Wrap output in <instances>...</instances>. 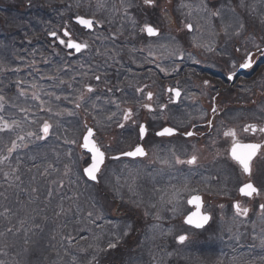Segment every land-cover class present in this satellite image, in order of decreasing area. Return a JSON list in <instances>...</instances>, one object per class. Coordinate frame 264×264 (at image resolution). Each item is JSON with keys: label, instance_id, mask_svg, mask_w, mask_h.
Listing matches in <instances>:
<instances>
[{"label": "flooded vegetation", "instance_id": "flooded-vegetation-1", "mask_svg": "<svg viewBox=\"0 0 264 264\" xmlns=\"http://www.w3.org/2000/svg\"><path fill=\"white\" fill-rule=\"evenodd\" d=\"M121 2L65 0L52 11V30L42 39V67L53 66L56 72L54 93L68 99L72 119L83 127L68 136L55 119L63 101L49 99L43 88L44 121L55 119L56 139L76 141L71 148L78 162L74 183L86 184L89 209L101 215L100 222L114 231L138 234L136 241L112 242L121 252L129 249L128 261L139 259L138 253L147 250L149 264H264V218L259 208L264 203V149L253 159L252 175L248 176L231 160L232 137L224 135L231 130L241 144L264 145V133L244 130L253 124L264 127V53L254 46L264 49V25L260 23L264 0H248L244 7H239L238 0H204L209 12L198 8L201 0H155L152 6L131 0L127 15ZM215 9L223 10V22L210 15ZM239 9L247 10L248 18L240 20ZM45 14L43 9L41 15ZM78 15L97 22L92 29L82 28L75 23ZM234 17L246 25L239 37L232 35L231 29L228 34L224 30V23ZM144 24L155 27L158 35L142 32ZM65 28L77 42L86 41L89 47L77 53L60 44L59 39H68L63 35ZM53 31L56 37L49 38ZM245 52H250L253 60L247 69L240 67ZM95 75L101 76L99 82ZM85 84L96 91L85 93L86 101L76 108L75 98ZM170 88L178 89L180 96L175 97ZM148 92L153 93L151 101L146 99ZM145 104H151L152 110L143 107ZM49 107L52 110L47 112ZM124 109L132 110V119L123 120ZM113 112L117 115L108 119ZM140 124L147 130L143 139L139 137ZM89 127L105 152L95 182L83 175L92 162L91 154L81 148ZM165 127L173 128L174 134L158 136ZM187 132L193 135L187 136ZM138 144L145 156L122 155ZM193 154L197 156L195 165L176 163L177 157L187 160ZM247 182L258 186L260 194L241 195L239 188ZM194 196L201 198L200 213L210 217L199 229L185 223L186 217L197 211L196 205L189 203ZM237 202L249 208L247 216L235 214L232 205ZM179 235L188 239L179 243Z\"/></svg>", "mask_w": 264, "mask_h": 264}, {"label": "trees", "instance_id": "trees-1", "mask_svg": "<svg viewBox=\"0 0 264 264\" xmlns=\"http://www.w3.org/2000/svg\"><path fill=\"white\" fill-rule=\"evenodd\" d=\"M62 2H65V0H0V41L8 43L6 48L9 46L10 51L13 50L15 46L18 48V50L21 49L20 58L23 60L26 59L30 61L32 60V56H39L40 50H42V39L43 37L46 38L47 33L52 30L51 27L53 26V22L55 20V13H52V11L56 10ZM43 9L46 10L45 16L41 15V11ZM29 16H32V19H29ZM28 35H33V38L29 37ZM18 38H20L22 41L21 46H18ZM11 57L12 56L0 51V66H3L2 69L0 68L1 93L9 94L11 91H13L15 94L17 86L20 83L24 85L26 78H29L32 84L40 85L43 83L44 79L43 77H40V74L42 73H44L48 79H55L56 72L53 66L48 67L45 71H43V68H40L37 74H35L32 70H25L21 72H16L15 70L13 71L10 69V67H13L14 65H12V63H14L12 60L14 57ZM52 59H54V55H52ZM50 64L52 65L51 61ZM47 85L48 87H54L55 82L48 81ZM48 149L46 148L45 150ZM26 158L27 157L21 158L20 161L22 163L18 170V174L20 175L21 179L17 181L20 183L15 182L12 187H9L4 182L3 176L0 175V192L4 193V196H0V211L3 210L4 206H7L10 209V215L8 219L0 218V231L6 230L7 227L3 226V224L6 225L11 217L17 218V221L13 226L14 229L21 227V220L25 221L23 228H21L20 232H16V235L13 236L12 233L8 234L5 232V236L0 237V262L4 264L6 261L10 263L12 260H16V263L12 262L10 264H34L26 257V255L29 249L39 242L41 247L44 249V253L41 254L43 260L38 264H58L52 260L62 252L68 258V261L63 264H88V260L92 257H95V260L92 258L93 264L130 263V261L124 263V260L117 259V256L122 254L119 248L110 249L108 251V243L110 240L106 241L107 239L104 234L111 232L113 235L111 241H136L138 234L131 230L128 237H125V232H122V230L117 229L114 231L111 229V227L108 228L106 223L104 225L97 220L93 221L91 219L94 229L104 225L102 228L103 230L101 233H89L88 235V237L90 236L94 242L95 246H92V244L90 247L84 248L82 245V242L86 240L84 236L80 238L76 237L74 239L62 238L63 241L69 240L73 241V243L81 242L76 246L66 247L60 245L56 242L57 236L55 237L51 234V232L54 233L53 230H49L46 233L44 239L41 238L43 230L45 229L44 225L51 226L52 221L48 219V221L45 222L46 220L43 218L40 224L34 225V223H38L41 219V217L38 215L37 201H35L34 195L31 193L25 195V189L22 190L18 188V186L24 185L25 187H28L29 192L32 188H36L38 191L36 194L37 198L42 199L41 203H44L49 207L53 206L50 205L51 203H55L57 201L56 199L58 194H55L54 198H51L49 201H44V195L47 193L49 187L48 183L42 176V170L38 162H30ZM0 167H3V170L5 171L7 166L4 165ZM60 176L61 174L59 173V177ZM16 189L20 190L19 194ZM5 196L7 199H5ZM71 201L74 202L73 198ZM25 210L26 212L24 213ZM48 215V213H45L44 217L47 218ZM69 219L73 221V218L71 219V217H69ZM28 224L31 225V228L27 231V239L29 240V244L25 245L23 244V240L25 239V227ZM32 236L35 239H33ZM18 251H20V253L23 255L21 259H18ZM133 263L134 262H132V264Z\"/></svg>", "mask_w": 264, "mask_h": 264}, {"label": "rangeland", "instance_id": "rangeland-1", "mask_svg": "<svg viewBox=\"0 0 264 264\" xmlns=\"http://www.w3.org/2000/svg\"><path fill=\"white\" fill-rule=\"evenodd\" d=\"M87 1H100V0H87ZM240 3V0H238ZM248 0H244V4L247 3ZM248 12L247 10L239 9V19H246L248 18ZM29 19H32V16L28 17ZM33 21V20H32ZM27 34V33H25ZM29 37L33 38V35H28ZM36 38V37H34ZM39 38V37H37ZM18 46L22 45V41L20 38H18ZM8 43L0 41V51L6 53L7 55H10L14 57L12 60L14 63H12L13 67H10L13 71L21 72L25 70H32L35 74L39 72V69L41 68V65H43V61H41V55L39 56H32V60H23L20 58V50L14 47L13 50L10 51L9 46L6 48ZM11 57V58H12ZM3 66H0L2 69ZM40 77H43V83L40 85L32 84L31 80L29 78L25 79V84L22 85L21 83L17 86V89L15 91V94L13 91H11L9 94H4L0 92V96H3L5 98V101L3 102V107L0 108V117H3L4 119L11 122V120L15 119L18 121H23V132H21L19 129L16 131H9V132H0V149H3L4 144L7 143L10 139H14L16 134H23L26 131H33L38 132L40 127L42 126V123L44 122V116L42 115L41 109H43V88H46V90L49 92L47 95L49 96V99L55 101L56 97L58 96L54 92H50V89H53V87H48V85L44 82L53 81L51 79H48L45 75L40 74ZM23 82V81H21ZM33 85H36V87H33ZM21 91H23L25 94L20 95ZM34 94L39 97L34 98ZM43 96V97H42ZM60 99H57L58 101H63V105L58 107L59 113L56 115V120L59 121V124L61 125V129L67 130L68 136L69 135H75L79 133L83 129L81 125H79V122L74 121L73 114L69 115L68 113H73V109L71 106H68L66 104H69L68 99L65 96H58ZM45 106V105H44ZM54 107V106H51ZM49 107L47 109V112H50L52 108ZM21 109H25V111H21ZM52 114V113H51ZM54 116V114H52ZM51 117L49 122L52 125V129L50 130V135L44 139L43 141L46 142L44 144V147L41 145L42 140H37L35 137L31 139V141L27 144V147H21L17 149L8 159L5 166L6 170L8 171V165H11L14 168L21 167V158H25L30 162H38L41 170H42V176L48 183V191L51 190L52 195L48 196V191L44 195V201H49L51 198H54L55 194H58L57 201L55 203H51L50 205H53L52 207H49L45 205L44 203H41L42 199L37 198V192H30L28 191V187H25L24 185H19L18 188L25 189L24 194L28 195V193H31L34 195L35 201L38 204V215L41 217L40 221L38 223H34V225H38L42 222V219L46 220L45 222L50 219L52 221L51 226H45L41 238L44 239L46 233L49 230H53L54 233L51 232L53 236H57L56 242L60 245L66 246V247H72L80 244L81 242L73 243V241L65 240L63 241L62 238H68L74 239L76 237H82L86 238L82 242V245L84 248L95 246L94 242L88 237L89 233L92 234H98L101 233L103 230V226L101 225L97 227V229H94L92 225V218L89 220L87 218V210H89V204H88V195H87V186L85 183H80L79 185L74 183L72 178L76 174L77 170V159L72 156L71 160L67 157L66 153L71 150L72 144H66L65 140H72L70 137H59V139H56V126L53 122L55 120ZM59 141V142H58ZM59 144V145H58ZM53 147H57V149H54ZM48 150H45V149ZM61 150H64L61 152ZM3 154H7L6 151ZM64 158L66 163L61 165L62 160ZM51 164V168H47V166ZM65 165H68L71 171L68 173V175H65ZM4 166V165H3ZM59 166V167H58ZM45 169L47 171L45 172ZM61 171V176L59 177V173ZM62 177V178H61ZM64 178V179H63ZM17 182V181H16ZM71 182V183H70ZM20 183V182H17ZM5 185V184H3ZM2 185V186H3ZM7 185V184H6ZM135 187V186H134ZM133 191V187H131ZM18 194L20 193L19 189H16ZM36 195V196H35ZM43 195V194H42ZM73 198L74 202L71 201ZM63 209V211H61ZM85 209V210H84ZM26 210L24 211V213ZM51 212V216H50ZM57 212H60L61 214L59 216L56 215ZM45 213H48L49 215L47 218L44 217ZM50 216V217H49ZM73 218V221L69 219ZM93 217L100 222L101 215L100 214H94ZM70 220V221H67ZM17 221L16 217H11L10 220L6 225L3 224V226L6 227H13ZM103 224V221L101 222ZM31 228V225H27L25 227V230H29ZM100 231V232H97ZM12 235H16V231H13ZM106 236V241H109L112 243L114 241H111L113 235L112 233L108 232L104 234ZM125 237H128V233ZM33 239H35L32 236ZM138 240V238H137ZM38 241V240H37ZM123 241H130V240H123ZM109 242V243H110ZM108 243V244H109ZM83 249V248H81ZM147 250H144L142 254L137 255L139 259L133 261V264H149L150 258L149 255L146 253ZM19 252L18 259H21L23 255ZM44 253L43 247H41L40 243L37 242L32 248L29 249L26 257L34 264L40 263L43 259L41 257V254ZM66 254V251H65ZM131 256V253L129 252V249L124 248L123 252L120 256H117V259L124 260V263L127 262L129 257ZM93 258V257H92ZM92 258H90L88 261H92ZM12 259V258H11ZM10 259V260H11ZM45 259V257H44ZM143 259V260H141ZM9 260V261H10ZM147 260H149L147 262ZM52 261H55V263L63 264L68 261L67 256L64 255L62 252L55 258H53ZM16 263V260H12L10 263ZM7 261L4 264H10ZM3 264V263H2ZM132 262L130 261V263Z\"/></svg>", "mask_w": 264, "mask_h": 264}, {"label": "snow or ice", "instance_id": "snow-or-ice-1", "mask_svg": "<svg viewBox=\"0 0 264 264\" xmlns=\"http://www.w3.org/2000/svg\"><path fill=\"white\" fill-rule=\"evenodd\" d=\"M143 3L148 6H152L155 4V0H143ZM79 6V5H78ZM133 5L131 3V0H122L120 8L124 11L125 15H127L128 9L131 8ZM184 7H190V5H182ZM244 0H240L239 7H244ZM98 7H103V4L98 3ZM198 8L202 9L205 12H209V9L207 7V4L204 3V0H201L200 5H198ZM229 11L235 12V9L232 8L230 5L228 6ZM93 15H95L93 13ZM211 16L215 17H220L222 22L224 21L225 17L223 16V10L222 9H215L210 11ZM131 19V17H128ZM76 22L77 24L83 26L84 28L91 29L97 21L94 19H88L84 18V16L78 15L76 16ZM133 23L135 21L133 20ZM260 23L264 25V18H261ZM186 27L191 29L192 25L191 24H186ZM246 28V25L239 22L238 18H232L229 22L224 23V30L226 34H228V30L231 29V34L234 36H241L243 33V30ZM142 32H146L149 36H156L158 35V30L149 25V24H144L143 27H141ZM50 35L56 37V32L53 31L50 33ZM63 35L65 37H68L67 40L64 39H59V43L67 47L68 49H74L75 52L80 53L82 50L87 49L89 47V44L85 42H77L74 38L71 37L70 32L65 28ZM254 43V41H253ZM254 46L256 47L257 51H260L264 53V49L260 48L259 44H255ZM209 51H213L212 48H208ZM238 50V49H237ZM176 51H179L178 49ZM253 64L252 60V54L250 52H245V58L244 62L240 64L241 68H251ZM91 71V69H89ZM161 71H166L165 69L161 68ZM84 75H87V73H84ZM229 79H232V76L229 75ZM94 79L99 82L101 80L100 75H95ZM20 83V82H18ZM60 83H64V81H60ZM205 84L208 82L205 81ZM33 87H36V85H33ZM69 87H71V84H69ZM96 89L90 85V84H85L83 87V90L80 91V94L76 96L75 98V107L80 108L82 106L81 102L86 101V96L85 93H94ZM110 91V90H109ZM137 92L143 93V89L137 88ZM169 92L173 93L175 97L180 96V91L178 89H169ZM25 93L21 91L20 95H24ZM34 98H39L34 94ZM153 98V93L148 92L146 99L151 101ZM56 99H60V97H56ZM96 99H99L97 96ZM5 101V98L3 96H0V108L3 107V102ZM111 103H116V101H110ZM117 107L119 108V105L117 104ZM143 107L149 109L150 111L152 110L151 104H145ZM161 109L163 110L164 105L160 106ZM93 108H95V103H93ZM21 111H25V109H21ZM217 109L215 107L212 108V112L215 113ZM69 115H72L73 113L69 112ZM117 115L116 112H113L110 114L108 119H112ZM133 112L131 109H124L122 112V118L124 121H128L132 119ZM120 127H123V124L119 125ZM209 126H211V122H209ZM19 129L21 132H23V121H18V120H11L9 122L8 120L4 119L3 117H0V132H9V131H16ZM52 129V125L45 120L42 123V126L40 127L38 132H33V131H26L23 134L17 133L14 139H10L7 143L4 144L3 149H0V166H3L6 164L8 161L9 157L19 148L21 147H27V144L31 141L33 137H35L37 140H44L50 135V130ZM245 131H259L260 133H264V127L257 128L256 125H248L244 129ZM146 127L143 124L139 125V137L143 139L146 135ZM158 136H171L174 134V129L171 127H165L161 131L156 133ZM187 136H192V132H187ZM225 136H231L232 137V147L230 149V158L231 160L237 164L242 171L243 174H246L248 176L252 175V161L255 157H257V154L259 151L264 149V145L258 144V143H249V144H241L239 141L236 139V133L229 130L224 133ZM66 144H75V140H65ZM83 148L87 149L89 152L92 154V163L83 169V175L87 178L89 181H98L99 179V173L101 172V166L104 164L105 161V152L101 150L100 146L95 142L93 139V129L91 127L87 128L86 134L83 135V144L81 145ZM6 151V155L3 154ZM67 157L69 160L72 158V151L69 150L66 153ZM123 156L127 157H143L146 155V152L144 148L141 145H136L132 150L123 152ZM113 159H118V157H113ZM177 164H188V165H195L197 163V156L193 154L190 158L187 160H181L177 157L176 159ZM52 165L49 164L47 168H51ZM8 171H4L3 167H0V175L3 176L4 182L9 186L12 187L13 184L16 181H19L21 179L20 175L18 174V168H14L11 165H8ZM47 169H45V172ZM71 171L68 165H65V175H68V173ZM261 174L264 175V169L261 170ZM32 192H37L36 188L31 189ZM239 192L241 195L245 197H253L255 195L260 194V189L258 186H255L253 182H247L244 183L243 186L239 188ZM52 195L51 190L48 191V196L50 197ZM0 196H4V193L0 192ZM5 199L7 197L5 196ZM189 203H194L197 207V211L193 212L191 215L187 216L185 219V223L189 225H194L197 229L203 228L204 225L209 221L210 217L207 214H201L199 209L201 207V198L199 196H194L191 200H189ZM233 209L235 210V214L237 216H247L249 213V208L246 206H242L239 202L234 203L232 205ZM260 212L262 218H264V203H261L259 205ZM63 211V209H61ZM87 218L90 220L94 213L92 210H87ZM61 213L57 212L56 215L59 216ZM10 215V209L7 206L3 207V210L0 211V218H5L8 219ZM25 224L24 220L20 221V228H13V227H7L5 231H0V237L5 236V232L8 234L13 233V231L20 232L21 228H23ZM127 233L125 232V235ZM25 239L23 240V244L27 245L29 244V240L27 239V230H25ZM70 239V237H69ZM188 238L185 235H179L177 237V240L179 243H184ZM262 244H264V240L261 241ZM116 245L114 243H109L108 248H114ZM93 260H95V257H93ZM2 264V262H0ZM88 264H93L92 261H89Z\"/></svg>", "mask_w": 264, "mask_h": 264}, {"label": "water", "instance_id": "water-1", "mask_svg": "<svg viewBox=\"0 0 264 264\" xmlns=\"http://www.w3.org/2000/svg\"><path fill=\"white\" fill-rule=\"evenodd\" d=\"M75 22H76V19H75ZM77 23V22H76ZM79 25V24H78ZM81 26V25H80ZM83 27V26H82ZM49 37H54V36H52V35H50ZM86 134V133H85ZM82 144H83V139H82ZM82 147V146H81ZM83 148V147H82ZM87 153H90L91 154V152H89L87 149H85V148H83ZM91 156H92V154H91ZM92 163V162H91Z\"/></svg>", "mask_w": 264, "mask_h": 264}]
</instances>
